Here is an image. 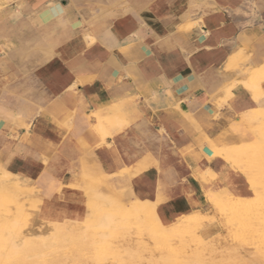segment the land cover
<instances>
[{
	"label": "crops",
	"instance_id": "obj_1",
	"mask_svg": "<svg viewBox=\"0 0 264 264\" xmlns=\"http://www.w3.org/2000/svg\"><path fill=\"white\" fill-rule=\"evenodd\" d=\"M258 128L264 0H0V173L50 213L95 182L164 224L250 197L233 150Z\"/></svg>",
	"mask_w": 264,
	"mask_h": 264
},
{
	"label": "rangeland",
	"instance_id": "obj_2",
	"mask_svg": "<svg viewBox=\"0 0 264 264\" xmlns=\"http://www.w3.org/2000/svg\"><path fill=\"white\" fill-rule=\"evenodd\" d=\"M254 142L255 143L252 142L253 144L250 143L251 145H242L241 147L233 150L234 167L246 175L248 184L251 188L250 197L242 198L241 196L236 197L234 195V197L231 196L233 198H229L230 196H227L220 199H213L210 196V198L208 196L204 197V203L209 205L210 207L205 209L206 212L200 210L201 212H195L194 214H191V216L197 213H203L204 216L212 218L213 223H210L209 220H206L207 225L205 224L206 226L203 228L204 230L196 231L193 237H189L188 234L185 236V238L187 239L186 245L189 246L188 251L181 254V256L177 260V263L180 262L182 264H264V233L261 239L262 246L260 245V247L254 244L239 243L229 235L228 227L226 226V224H224L226 223L223 219L225 218V215L222 216L223 214H225L224 212L229 210V203L232 200V204L234 202L237 204L238 202L254 204L257 203V201H262V208L264 209V128H258V133L255 136ZM259 150H261V154L260 152H258ZM256 151L258 152L257 154ZM247 167L249 168L246 169ZM104 184L101 182H95L89 189V195H102L104 197L109 196L114 200V202L121 198L124 201H127V205L130 204V201L128 200L132 199L135 200V202H138L145 206L146 210L148 211L152 210L151 206L154 208V205L150 202L136 198L131 191L127 190V188H118L113 183L105 185ZM102 192H104V194ZM0 197L3 200V205H0V224L3 220L7 219L9 221V224H11L10 226L13 227V231L8 233L2 232L0 229V243L3 242V244L7 246L5 251L0 253V259L5 260V262L7 263L9 262L8 264H57L58 262V264H119V262L113 257H109L105 253H102L103 249H100L101 242L103 244H106L107 246H110L112 249L118 251L120 254V259L124 264H150L151 261H155L166 256L165 249L159 247L157 243L153 240V238H151L141 218L125 216L123 210L124 208L120 209L115 204L112 205V203L104 201V198L102 199V197L94 199L93 207H90V200L88 198L82 214H79V217H76L74 220H66L63 217V214L50 213L52 212V209L49 207L48 203H46L43 199L40 198L38 190H36V188L34 187L26 186L20 181H18L16 184L12 183L7 187L5 185L0 186ZM260 197L262 198L261 200L259 199ZM224 198L228 199L226 200ZM236 198H238L239 201H235ZM35 200H38L41 203H36ZM214 200L217 202L221 201V203L214 204ZM224 201H226V203ZM248 201L251 202L248 203ZM218 205L221 207L219 208ZM32 206H35L36 208H33ZM29 207L33 210H29ZM222 209L224 210V212ZM103 210H110L117 216L118 219L120 218L118 220V223L116 224L117 228L114 231H111L109 229L96 230L92 228L93 226L91 225H94L96 223V213ZM213 210L216 211L215 214ZM33 211L34 214L32 213ZM24 216L27 220L25 222L22 221L25 220L23 219ZM155 216L160 225L162 226L163 231H169V229H173L172 225H178L181 219L189 217L188 215L180 218V220H176L173 223L164 224L163 222H161L156 212ZM217 218L219 219V221ZM28 219H31L32 221ZM33 219L35 220L33 221ZM22 222L23 224L26 223L27 225H22ZM13 223L16 227H14ZM256 224L260 227V229L264 230V219L259 218L258 220H256ZM224 226H226V228H224ZM69 229L71 230L69 231ZM67 230L69 231V233L67 232ZM59 232H62L63 235ZM30 233L33 235V237ZM50 234H54L57 237H55L54 235H52L54 237H51ZM64 234H67V237L69 238H67ZM45 237H47L46 240L44 239ZM65 237L67 239H65ZM75 238L77 239L75 240ZM193 238L202 241V245H200L199 248V258H193L190 256L191 251L195 248ZM22 239L24 241H22ZM64 241H66V244H62V242L65 243ZM68 241H71L69 243L71 246L69 244V246H67ZM13 242L15 243V245H13ZM44 243H48L47 245L52 247L50 248L46 245L43 251L42 248ZM229 245L231 246V248ZM27 248L29 249L28 252ZM34 248L36 251H34ZM39 249L42 251H40ZM54 250H56V252H54ZM39 252L40 254H38ZM72 254L74 255L72 256ZM3 255L5 256L3 257ZM31 256L39 257L38 259H36L37 257L32 258ZM27 257H29L28 260L26 259ZM42 259H44V261Z\"/></svg>",
	"mask_w": 264,
	"mask_h": 264
},
{
	"label": "bare ground",
	"instance_id": "obj_3",
	"mask_svg": "<svg viewBox=\"0 0 264 264\" xmlns=\"http://www.w3.org/2000/svg\"><path fill=\"white\" fill-rule=\"evenodd\" d=\"M258 152H260L261 154V150H259ZM256 151V154L258 153ZM254 153V152H252ZM255 154V155H256ZM259 154V155H260ZM249 157V156H248ZM252 157V156H251ZM260 157V156H259ZM249 167H247L246 169H248ZM18 182L17 180V176L13 175L12 173H9V172H3V173H0V186H9L11 185L12 183L16 184ZM259 183V182H258ZM105 185V184H104ZM261 186V185H260ZM15 189V188H14ZM37 190V189H36ZM12 191V190H11ZM99 192V191H98ZM104 194V192H102ZM101 195V194H100ZM87 196V195H86ZM261 196V195H260ZM98 197H102V199L104 201H108L109 203H112L115 204L118 208H124V215L125 216H129V217H132L133 218H141L142 219V222L144 224V226L146 227L147 231L149 232L151 238H153V240L157 243V245L163 249H165V252H166V256L164 258H160L158 260H155V261H151L150 264H173V263H177V260L178 258L181 256L182 253H185L188 251V247L186 245V238L185 236L188 234L189 237H193L194 234L196 233V231L198 230H204L203 228L207 225L206 224V220H209L210 223H213V220L212 218H208L206 216H204L203 213H197L193 216L189 215V217H185L183 219H179L180 222L178 225H172L173 226V229H169V231H163L162 229V226L160 225V223L158 222L156 216H155V212H154V208L151 206L152 210L148 211L146 210L145 206H143L142 204L138 203V202H135V200H128L130 201V204L127 205V201L119 198V200H117L116 202H114V200L107 196V197H104V196H95L93 194H90L89 195V200H90V207H93L94 204V199L95 198H98ZM132 197V196H131ZM234 197V196H233ZM233 197H229V198H233ZM237 197V196H236ZM259 197V196H258ZM257 197V198H258ZM126 198V197H125ZM210 198V197H209ZM59 199V198H58ZM226 199V198H224ZM228 199V198H227ZM226 199V200H227ZM254 199V198H253ZM260 200L262 199L261 197L259 198ZM213 200V199H212ZM258 200V199H256ZM223 201V200H222ZM229 201V200H228ZM231 201V200H230ZM233 201V200H232ZM232 201L229 203V210H227L226 212H223L225 214H223L222 216L225 215V218H223L225 220L226 223V226L228 227V231H229V235L234 238L237 242L239 243H245V244H254V245H257L258 247H260L261 245V239H262V235L264 233V230L263 229H260V227L256 224V220H258L259 218H262L264 219V209L262 208L263 205H262V201H257V203H254V204H247V203H233L232 204ZM235 201H239L238 198L235 199ZM253 201V200H252ZM6 202V201H5ZM35 202H39L38 200ZM226 203V201H224ZM246 202V201H245ZM251 202V201H248V203ZM41 203V202H39ZM215 203H221V201L217 202L214 200V204ZM93 204V205H92ZM228 204V202H227ZM0 205H3V200L2 198L0 197ZM37 205V204H36ZM35 205V206H36ZM33 207V208H36V207ZM40 206V205H39ZM216 206V205H215ZM219 206V205H218ZM223 206H226V205H223ZM228 206V205H227ZM217 207V206H216ZM221 206H219L220 208ZM218 208V207H217ZM216 208V209H217ZM227 208V207H226ZM214 209V207H213ZM215 209V210H216ZM29 210H33L32 208L30 209L29 207ZM122 210V211H123ZM126 210V211H125ZM215 210L214 211V214H215ZM218 210V209H217ZM72 211V210H71ZM69 210V212H64L63 213V217L68 220V219H71V220H74L76 217L78 218L79 214H77L75 211H72L71 212ZM87 211V210H86ZM219 211V210H218ZM198 212V211H197ZM201 212V211H200ZM34 214V211L32 212ZM31 213V214H32ZM36 213V212H35ZM86 213V212H85ZM219 213V212H218ZM27 214V213H26ZM39 214V213H38ZM194 214V213H193ZM221 214V213H220ZM30 215V214H29ZM28 215V216H29ZM88 215V214H87ZM210 215V214H209ZM217 215V213H216ZM219 215V214H218ZM220 216V215H219ZM30 217V216H29ZM38 217V216H36ZM95 218H96V223L94 225H91L93 226L92 228L94 229H102V230H106V229H109V230H115L117 227H116V224L118 223V219L117 216L110 210L108 211H99L96 213L95 215ZM220 218V217H219ZM25 219V216L24 218ZM218 219V218H217ZM28 220H31V219H28ZM35 219H33L34 221ZM134 220V219H133ZM22 221H27L26 219L25 220H22ZM32 221V220H31ZM219 221V219H218ZM42 222V221H41ZM30 223V222H29ZM177 223V222H176ZM216 223V222H215ZM259 223V222H258ZM14 224V223H13ZM33 224V223H32ZM49 224V223H48ZM52 224V223H51ZM206 224V225H205ZM1 231L2 232H12L13 231V227L10 226L11 224H9V221L6 219V220H3L1 222ZM22 225L26 226L27 224H23L22 222ZM43 225V224H42ZM71 225V224H70ZM216 225V224H215ZM21 226V225H20ZM73 226V225H72ZM226 226H224V228H226ZM14 227L15 224H14ZM29 227V226H28ZM39 227V226H37ZM45 227V226H44ZM43 227V228H44ZM53 227V226H51ZM74 227V226H73ZM223 227V226H222ZM34 228V227H33ZM48 228V227H47ZM55 228V227H54ZM72 228V227H71ZM25 229V228H24ZM53 229V228H52ZM51 229V230H52ZM84 229V228H83ZM82 229V230H83ZM88 229V228H87ZM31 230V229H30ZM49 230V229H48ZM71 229H69L70 231ZM168 230V228H167ZM39 231V230H38ZM55 231V230H54ZM69 231L67 230V232L69 233ZM226 231V230H225ZM56 232V231H55ZM33 233V232H32ZM35 233V232H34ZM62 234V232H59ZM66 233V232H65ZM227 233V232H226ZM31 234V233H30ZM42 234V233H41ZM56 234V233H55ZM85 234V232H84ZM94 234V233H93ZM32 235V234H31ZM54 235V234H52ZM50 234L51 237H54ZM57 235V234H56ZM63 235V234H62ZM65 235V234H64ZM71 235V234H70ZM99 235V234H98ZM27 236V235H26ZM36 236V235H35ZM39 236V235H37ZM66 237L68 236L67 234L65 235ZM103 236V235H102ZM200 236V235H199ZM33 237V235H32ZM31 237V238H32ZM43 237V236H42ZM57 237V236H55ZM69 238V237H67ZM71 237V236H70ZM77 237V236H76ZM84 237V236H83ZM20 238V237H19ZM26 238V237H25ZM29 238V237H27ZM30 238V239H31ZM37 238V237H36ZM85 238V237H84ZM84 238H83V241H84ZM185 238V239H184ZM35 239V238H34ZM45 240L47 239V237L44 238ZM51 239V238H50ZM77 238H75L76 240ZM202 239V238H201ZM209 239V238H208ZM21 240V239H20ZM28 240V239H27ZM37 240V239H36ZM44 240V242H45ZM53 240V239H52ZM63 240V239H62ZM97 240V239H96ZM22 241H24L22 239ZM31 241V240H29ZM80 241V240H79ZM98 241V240H97ZM136 241V240H134ZM133 241V243H134ZM61 242V241H60ZM65 243L62 242V244H66V241H64ZM71 242V241H70ZM68 241L67 243V246H69L70 243ZM77 242V241H76ZM95 242V241H94ZM193 242L195 243V248L191 251V254L190 256L191 257H196V258H199L200 257V252H199V248H200V245H202V241L201 240H197V239H194L193 238ZM212 242V241H211ZM14 243V242H13ZM30 243V242H29ZM75 243V241H74ZM40 244V243H39ZM48 244V243H47ZM44 243L43 245V248L42 250L44 251V247H46V245ZM50 244V243H49ZM52 244V243H51ZM69 244V245H68ZM73 244V242H72ZM83 244V243H82ZM15 245V243L13 244ZM34 245V243H33ZM36 245V243H35ZM38 245V243H37ZM75 245V244H74ZM23 246H26V245H23ZM49 245H47L48 247ZM66 246V245H65ZM71 246V245H70ZM83 246V245H82ZM230 246V245H229ZM233 246V245H232ZM244 246V245H243ZM262 246V245H261ZM6 245L3 244V242L0 243V253L4 252L5 249H6ZM16 247V246H15ZM14 247V248H15ZM32 247V246H31ZM30 247V248H31ZM40 247V246H39ZM38 247V248H39ZM50 247V246H49ZM52 247V246H51ZM50 247V248H51ZM95 247V246H94ZM37 248V250H38ZM41 248V247H40ZM67 248V247H66ZM103 249L102 253H105L106 255H108L109 257H113L114 259H116L119 264H124L122 262V260L120 259V254L118 251L112 249L110 246H107L106 244H103L101 242L100 244V249ZM231 248V246H230ZM16 249V248H15ZM48 249V248H47ZM247 249H248V246H247ZM32 250V249H31ZM30 250V251H31ZM40 250V249H39ZM40 250V251H42ZM46 250V249H45ZM64 250V249H63ZM29 251V249L27 248V252ZM33 251V250H32ZM34 251L35 248H34ZM33 251V252H34ZM24 252H25V249H24ZM54 252H56V250H54ZM232 252V251H231ZM53 253V252H51ZM74 253V252H73ZM155 253V252H154ZM19 254V253H18ZM40 254V252L38 253ZM42 254V253H41ZM48 254V253H47ZM231 254V253H230ZM74 254H72L73 256ZM5 255H3L4 257ZM41 256V255H39ZM39 256H34L36 259H38ZM47 256V255H46ZM129 256V255H127ZM157 256V255H156ZM32 257V256H31ZM32 257V258H34ZM43 257V256H42ZM4 259V258H3ZM27 260L29 259V257L26 258ZM56 259V258H54ZM264 259V258H263ZM25 260V259H24ZM44 261V259H42ZM60 261V260H59ZM74 261V260H73ZM10 262H13V261H10ZM26 262V261H25ZM51 262V261H50ZM68 262V261H67ZM86 262V261H85ZM149 262V261H148ZM7 262H5V260H1L0 259V264H6ZM9 263V262H8ZM7 263V264H8ZM59 263V262H58ZM57 263V264H58ZM88 263V262H87ZM62 264V263H61ZM67 264V263H66ZM89 264V263H88ZM177 264H182L180 262H178Z\"/></svg>",
	"mask_w": 264,
	"mask_h": 264
}]
</instances>
